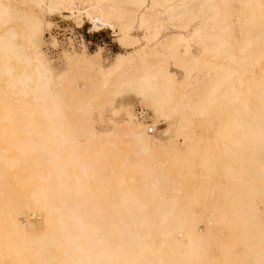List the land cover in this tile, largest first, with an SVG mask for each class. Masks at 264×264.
Returning <instances> with one entry per match:
<instances>
[{"label":"bare ground","instance_id":"6f19581e","mask_svg":"<svg viewBox=\"0 0 264 264\" xmlns=\"http://www.w3.org/2000/svg\"><path fill=\"white\" fill-rule=\"evenodd\" d=\"M29 1L125 51L57 70L52 23L0 0V264H264V0ZM133 96L152 123L117 106ZM105 108L128 120L99 132ZM213 116L203 145L192 124Z\"/></svg>","mask_w":264,"mask_h":264},{"label":"rangeland","instance_id":"374dc122","mask_svg":"<svg viewBox=\"0 0 264 264\" xmlns=\"http://www.w3.org/2000/svg\"><path fill=\"white\" fill-rule=\"evenodd\" d=\"M5 1L10 2L11 4L17 6L20 10H22L27 14H33L34 16L37 17L38 20L44 21L45 23L47 22L52 23L51 28H48L45 31V37L42 40L41 49L45 54H47V58L52 60L51 62L57 70L58 68L59 70H63L66 67L65 65L66 60H64L65 57L63 53L67 50L71 51L75 49L77 52H80L85 46L87 52L89 53H95L100 51L103 63H105V65L110 64L118 53L125 51L124 48L121 46V44L118 42L116 36H114L112 29L108 27L99 30L95 29L93 28L88 18H85V21L78 23L79 24L78 25L75 22L76 20L75 18L74 20L72 18L64 17V16L74 17V15H72L67 10L62 9L61 14L51 13L42 10V7L38 4V2L29 1V0H5ZM42 5L46 6L47 1L45 0L42 3ZM16 23L19 22L16 21ZM4 28L5 27L0 29V32H2ZM191 29L192 26H190L186 30H182V29L177 30L172 27H169L168 30L169 32L171 30L172 31L171 33H176L177 31H180L184 34H188ZM136 34L141 35V33L138 31H136ZM54 40L57 41L56 44H54L55 43ZM191 48H192V52L195 53L196 55H202L201 47L197 46V44L192 43ZM218 61L220 63H228V61L225 59H220ZM171 71L176 74L177 80L180 81L184 79L185 73L182 69L176 68L174 65H172ZM253 71L254 69L253 70L250 69L248 75H250ZM82 88H83V84L79 83L78 89L81 90ZM117 106H131L132 111L137 115L138 118L145 120L146 124L152 123L153 113L151 112L150 109L141 105L140 100L136 96H133L130 99H121L119 103H117ZM214 116H218V115L214 114ZM213 117L210 118L209 120L200 118L199 120H195V122L192 124L195 135L198 137L202 136L203 145L206 144L207 138L213 136L215 133L216 123H217L216 120L218 117H214L215 120L213 119ZM179 119H180L179 115H175L172 118L171 120L172 130H174L176 128V125L179 124L180 122ZM94 120H95L96 129L99 132H105L114 126V122L126 121L128 120V118L126 112L124 111H122L118 116H115L112 114L110 108H105V110H103V112L101 113V116L99 112H95ZM174 126L175 128H173ZM164 129H165L164 127H160L158 130L155 129L154 132H152L151 134L154 135L157 139L161 138V140L164 141L167 140L169 137H172L175 140V142L177 141L176 143L179 146H184L183 137L177 135L176 133H174V131H171L170 133L168 132L169 134H167V132ZM203 134L205 135L203 136ZM199 172L200 169L197 167L196 173ZM259 201L260 198L258 199V203L261 204ZM261 209H264V203L261 204ZM19 220L22 224H25V218L23 216H19ZM33 220L40 221L41 219L40 216L38 215L37 217H33ZM212 242H214V240H212ZM210 253L215 254L218 252L214 251V249H211Z\"/></svg>","mask_w":264,"mask_h":264},{"label":"built area","instance_id":"2783aa9c","mask_svg":"<svg viewBox=\"0 0 264 264\" xmlns=\"http://www.w3.org/2000/svg\"><path fill=\"white\" fill-rule=\"evenodd\" d=\"M154 131L153 127L149 129V132L152 133Z\"/></svg>","mask_w":264,"mask_h":264}]
</instances>
